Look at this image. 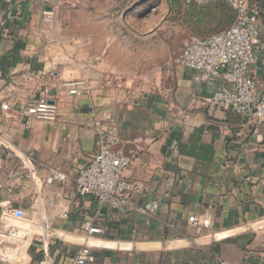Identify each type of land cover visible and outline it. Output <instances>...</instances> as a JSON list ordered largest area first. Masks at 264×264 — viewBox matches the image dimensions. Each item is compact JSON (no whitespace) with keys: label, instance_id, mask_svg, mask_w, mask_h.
<instances>
[{"label":"crops","instance_id":"crops-1","mask_svg":"<svg viewBox=\"0 0 264 264\" xmlns=\"http://www.w3.org/2000/svg\"><path fill=\"white\" fill-rule=\"evenodd\" d=\"M88 4L0 0V103L18 110L44 99L57 111L55 122L35 121L29 131L0 117V138L32 156L40 181L48 168L66 176L62 185H37L1 148L0 264H73L83 245L88 264H264V124L222 107L189 109L190 95L205 92L184 68L158 92L110 81L91 37L72 44L63 35L61 7ZM258 25L264 37V20ZM79 80L85 92L70 95L64 85ZM101 113L113 117L117 149L131 159L123 177L143 187L132 211L76 192ZM146 204L153 212L138 210ZM87 220L101 233L86 235Z\"/></svg>","mask_w":264,"mask_h":264},{"label":"built area","instance_id":"built-area-1","mask_svg":"<svg viewBox=\"0 0 264 264\" xmlns=\"http://www.w3.org/2000/svg\"><path fill=\"white\" fill-rule=\"evenodd\" d=\"M47 1L55 7L66 5L77 8L83 0ZM223 1L234 13L230 27L219 33L190 38L174 60L175 66L192 72L193 82L203 87L205 92L200 93V89L192 93L188 108L222 107L236 116H246L252 123L264 124V37L258 25L260 10L252 7L249 0ZM64 87L72 96H81L85 92V83L80 80L69 82ZM89 110L95 111L93 107H89ZM97 116L94 121L96 151L75 178L76 192L80 197H90L112 209L132 211L135 208L130 203L131 196L143 187L123 177L131 159L117 149L120 140L113 117L108 113ZM0 117L3 121L18 118L24 131H29L35 121L55 122L57 111L44 99H32L18 110L2 102ZM3 147L8 151L7 155L18 162L22 172L37 185H62L65 182L66 176L55 168H48L47 175L40 181L37 179L36 163L30 154L11 145L6 146L0 138V150ZM224 167L228 168L229 165L225 164ZM154 209V204H146L138 210L153 212ZM189 221L200 228L196 217L189 218ZM206 225L204 222L202 226ZM82 229L88 236L101 233L89 220L82 223ZM16 234L10 232V236ZM90 261L91 248L81 246L74 254L73 264H88ZM37 264H49V261L43 258Z\"/></svg>","mask_w":264,"mask_h":264},{"label":"rangeland","instance_id":"rangeland-1","mask_svg":"<svg viewBox=\"0 0 264 264\" xmlns=\"http://www.w3.org/2000/svg\"><path fill=\"white\" fill-rule=\"evenodd\" d=\"M86 1L89 4L82 9L61 7L63 35L72 44H84L91 37L101 49L96 57L105 62L109 80L126 90L171 88L174 60L184 43L215 33L208 29L213 24H197L210 0Z\"/></svg>","mask_w":264,"mask_h":264},{"label":"trees","instance_id":"trees-1","mask_svg":"<svg viewBox=\"0 0 264 264\" xmlns=\"http://www.w3.org/2000/svg\"><path fill=\"white\" fill-rule=\"evenodd\" d=\"M191 1L193 0H187L188 3ZM207 4V10L202 15L201 19L198 18L197 24L203 25L204 23H206L204 27H206V25L213 24V27H208V29H212L211 31L215 33L222 32L229 28L234 20V13L232 8L223 0H210ZM250 5L260 10V16L264 20V0H252V2H250Z\"/></svg>","mask_w":264,"mask_h":264},{"label":"water","instance_id":"water-1","mask_svg":"<svg viewBox=\"0 0 264 264\" xmlns=\"http://www.w3.org/2000/svg\"><path fill=\"white\" fill-rule=\"evenodd\" d=\"M135 6H136V5H134V6H132V7H135ZM132 7H131V8H132ZM131 8H130V9H131ZM244 117L247 118L246 116H244Z\"/></svg>","mask_w":264,"mask_h":264}]
</instances>
